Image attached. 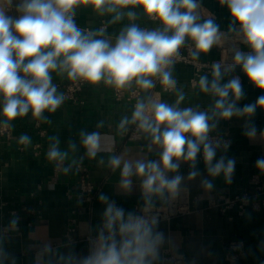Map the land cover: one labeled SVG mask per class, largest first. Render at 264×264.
I'll return each instance as SVG.
<instances>
[{
    "label": "clouds",
    "instance_id": "9594fccd",
    "mask_svg": "<svg viewBox=\"0 0 264 264\" xmlns=\"http://www.w3.org/2000/svg\"><path fill=\"white\" fill-rule=\"evenodd\" d=\"M218 3L231 17L226 30L202 0H0V135L29 115L38 128L52 125L51 115L72 98L54 78L69 82V92L84 86L111 90L117 100L127 99L119 119L81 129L78 142L69 140L64 149L58 135L48 136L45 159L57 178L79 174L85 159L95 161L119 173L121 193L130 195L138 186L141 199L138 211H126L100 193L102 221L95 235L86 230L87 255L75 251L71 238L56 247L45 240L33 264H184L174 238L159 226L189 197L191 182L199 180L198 199L211 196L218 177L233 182L236 161L227 156L231 140L218 133L220 122L242 119L243 135L264 143V130L252 120L264 110V95L240 107L245 92L234 75L239 68L264 92V0ZM81 9H90L99 26H79ZM213 48L222 50L221 59L202 63ZM181 63L196 69L189 83L176 77ZM201 97L208 98L206 106ZM16 142L22 150L33 143L26 133ZM80 149L83 155L76 158ZM201 158L206 175L198 168ZM182 164L188 165L186 176ZM255 167L264 176V157ZM240 199L249 203L247 196ZM19 219L13 212L0 227V264H17L5 244ZM232 248L242 252L243 243Z\"/></svg>",
    "mask_w": 264,
    "mask_h": 264
},
{
    "label": "crops",
    "instance_id": "0c3cea01",
    "mask_svg": "<svg viewBox=\"0 0 264 264\" xmlns=\"http://www.w3.org/2000/svg\"><path fill=\"white\" fill-rule=\"evenodd\" d=\"M202 6L211 12L226 30L230 22L227 8L221 7L218 0H202ZM77 24L81 27L90 25L98 27L100 20L93 16L90 9L78 11ZM147 26L152 27L150 22ZM118 27L109 28V32L118 31ZM242 51H248L244 45H238ZM221 49L213 48L201 60H215L221 58ZM194 68L188 64L176 66V77L181 83H189L194 76ZM234 75H239L245 92V98L239 106L254 103L264 92L250 84L247 77L239 68ZM55 81H59L55 79ZM171 101V97L165 96ZM82 103L65 104L55 114L51 115L52 125L41 124L36 127L30 115L14 121V129L9 137H0V227L7 225L11 219V211L15 210L20 217L18 231L11 235L6 242L7 251L17 259V264H33L36 249L42 241H51L54 247L67 243L66 228L71 220L75 219L74 249L78 254L87 255V229H95L101 224L104 206L98 201L103 193L114 200L117 206L126 211H138L141 199L138 186L130 195L121 193L117 188L119 173L112 174L98 168L95 161L85 159L83 166L87 167L89 180L95 185L91 194L81 195L80 175L58 177L53 189L48 185L54 175L53 166L45 159L48 147L47 137L58 135L61 148L67 147L69 140L78 142V133L81 129L95 130L100 119L110 118L117 121L127 104L126 97L117 100L108 89L94 90L88 86L81 94ZM204 106L209 102L207 97H201ZM133 103V102H132ZM253 122L259 130H264V110L258 109ZM244 120L233 118L230 121H221L218 127L220 135H227L231 146L227 156L236 161L233 182L226 185L222 177L214 180L215 190L211 196H204L199 188V180L190 183V195L186 200L185 212L168 220H162L160 230L171 235L178 252L184 257V264H231L225 259V247L233 240H243L245 254L235 264H264V209L259 211L249 208L242 215L236 209L222 211L219 203L226 197L244 194L249 188L250 178L259 174L255 162L264 157V143L253 142L243 135ZM44 131V134L41 132ZM32 137V145L26 150L17 144L20 134ZM36 143H41V155L34 154ZM127 139L121 146L127 145ZM137 149L139 144L132 145ZM76 158L83 155L80 149ZM218 154V157L219 158ZM155 159V154L152 155ZM199 170L206 175L202 158L198 163ZM187 164H182L180 172L187 175ZM34 207L40 217L30 213L27 208ZM32 222L30 226L28 223Z\"/></svg>",
    "mask_w": 264,
    "mask_h": 264
},
{
    "label": "built area",
    "instance_id": "2783aa9c",
    "mask_svg": "<svg viewBox=\"0 0 264 264\" xmlns=\"http://www.w3.org/2000/svg\"><path fill=\"white\" fill-rule=\"evenodd\" d=\"M221 58L215 59V60H201L202 63H211L214 61H219ZM191 65V64H188ZM192 66V65H191ZM194 76L195 77V73H196V69L194 68ZM192 78V79H193ZM191 79V80H192ZM56 83L60 84V89L61 91H65L68 92V95H70L72 98L67 100V102L70 103H82L83 101L81 100V94L83 93L84 89L86 86H84L82 89L80 90H73L71 92L68 91L69 89V82H63L61 83L60 81H55ZM116 98V97H115ZM123 99V98H122ZM134 103V101H132ZM41 134H44V131L41 132ZM11 135V130L10 133L8 134H4V135H0V137H9ZM224 136V138L226 139H230L227 135H222ZM41 143H36L35 147H34V154L36 156H40L42 151H41ZM80 175V190H81V195H87V194H91L94 189H95V185L89 180V173H88V169L87 167L83 166L82 171L79 172ZM258 177V179H257ZM51 182L53 184H56L58 182V178L54 175L51 179ZM247 196L249 198V203L247 205L243 204L241 201V197ZM185 205H186V200L183 199L180 202H178L173 210L172 213L169 214L168 219H171L174 216H177L179 214H183L185 212ZM2 208L4 206H6L5 202H1L0 205ZM218 206H220L222 211H226L227 209H236L238 214L242 215L246 210H248L249 208H253L257 211L264 209V176H260L259 174H253L252 177L250 178V182H249V188L248 190L242 194V195H236L234 197H226L221 203L218 204ZM27 210L32 213L33 216H35L36 214L40 217V213L37 212V210L34 207L31 208H27ZM16 212L15 210H12L11 213ZM167 219V220H168ZM164 220V219H162ZM161 220V221H162ZM30 226L32 225V222L28 223ZM76 231V224H75V219L71 220L70 225L66 228V233H65V237L68 241L69 238H71L72 241H75L74 238V232ZM86 241L87 237H86ZM243 243V249L242 252L241 251H233L232 246L234 244H240ZM245 254V243L243 240H233L231 242H229L226 247H225V259L231 263V264H235L236 262H238ZM235 257V259L233 260L232 258Z\"/></svg>",
    "mask_w": 264,
    "mask_h": 264
}]
</instances>
